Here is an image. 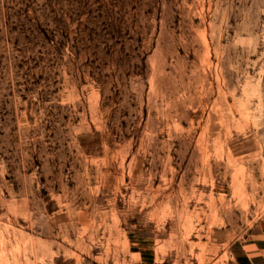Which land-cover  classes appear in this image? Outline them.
Returning <instances> with one entry per match:
<instances>
[{
  "label": "rangeland",
  "instance_id": "374dc122",
  "mask_svg": "<svg viewBox=\"0 0 264 264\" xmlns=\"http://www.w3.org/2000/svg\"><path fill=\"white\" fill-rule=\"evenodd\" d=\"M262 219L264 0H0V264H228Z\"/></svg>",
  "mask_w": 264,
  "mask_h": 264
},
{
  "label": "crops",
  "instance_id": "0c3cea01",
  "mask_svg": "<svg viewBox=\"0 0 264 264\" xmlns=\"http://www.w3.org/2000/svg\"><path fill=\"white\" fill-rule=\"evenodd\" d=\"M227 254L228 264H264V219L231 240Z\"/></svg>",
  "mask_w": 264,
  "mask_h": 264
}]
</instances>
